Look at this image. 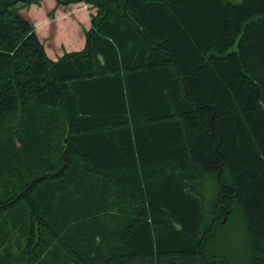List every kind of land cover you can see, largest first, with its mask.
I'll return each mask as SVG.
<instances>
[{"label":"trees","instance_id":"1","mask_svg":"<svg viewBox=\"0 0 264 264\" xmlns=\"http://www.w3.org/2000/svg\"><path fill=\"white\" fill-rule=\"evenodd\" d=\"M21 1L0 0V264H264V0H55L95 10L56 61Z\"/></svg>","mask_w":264,"mask_h":264},{"label":"rangeland","instance_id":"2","mask_svg":"<svg viewBox=\"0 0 264 264\" xmlns=\"http://www.w3.org/2000/svg\"><path fill=\"white\" fill-rule=\"evenodd\" d=\"M54 3V6L52 2ZM69 6L81 8H86L85 10H81L76 14V17L79 15L87 16L88 18V26H84L80 22L78 24H74L72 27L63 30L59 28L57 25H53L48 27V22L54 20V15L57 13L59 8L57 2L55 0H34L30 3H24L20 6H17L16 9L19 11L21 16L26 19L33 27L36 25V21L40 16H47L44 20H46L43 24L47 22V26L45 31H36V34L39 38L40 43L42 44L46 56L51 60H58L63 54L71 53V52H79L83 50L86 43V33L91 29V19L92 16L95 15V10L86 4H71ZM66 7V6H65ZM70 12V11H69ZM71 12L70 15H72ZM69 15L68 13L65 14ZM74 16V15H73ZM72 20V18H70ZM41 24V26L43 25ZM80 37L84 38V45L81 48H74L76 45V41ZM239 238V237H238ZM237 238V241H238ZM230 240V239H229ZM229 246V245H228ZM232 250V248H231ZM233 250L235 251L234 261L241 258V254L245 252L243 242L241 244H236L233 246Z\"/></svg>","mask_w":264,"mask_h":264},{"label":"crops","instance_id":"3","mask_svg":"<svg viewBox=\"0 0 264 264\" xmlns=\"http://www.w3.org/2000/svg\"><path fill=\"white\" fill-rule=\"evenodd\" d=\"M52 4L54 6L53 2H52ZM58 6H59V8L57 10V13L54 15V20L48 22V27H51L53 25H57L59 28H61L63 30H66L67 28H70L74 24L76 25L79 22L81 24H84V26H88V18H87V16L79 15L78 17H76V14L79 11H81V10H85L86 11V8L82 7V9L81 8L79 9V8L73 7V6H66V7L60 6V5H58ZM71 12H73L72 15H70ZM66 13H68L69 15L65 16ZM45 18H47V16L42 15L36 21V25L34 27L35 33H36L37 30L38 31H45L46 27H43L44 25L47 26L46 25L47 22L45 24H43L46 21V20H44ZM70 18H72V20ZM41 24H43V25L41 26ZM83 45H84V38L80 37L78 39V41H76V45L73 46V47L76 48V46H77V48H80V47L82 48Z\"/></svg>","mask_w":264,"mask_h":264},{"label":"bare ground","instance_id":"4","mask_svg":"<svg viewBox=\"0 0 264 264\" xmlns=\"http://www.w3.org/2000/svg\"><path fill=\"white\" fill-rule=\"evenodd\" d=\"M22 4H24L23 1L18 2V3L15 5V7L20 6V5H22ZM17 12L19 13L18 10H17ZM19 14H20V13H19ZM97 31H98V32L95 34L96 40H97V38H100V39H101V37H102V32L99 31V30H97ZM211 129H212V125H211ZM200 210H201V211H200V214H201V216H203V213L206 212V207H205V208H202V207H201ZM226 213H229V210H227ZM225 222H226V217H223V219H222V221H221L220 223H221V224H224ZM215 229H216V228H215ZM214 231H215V230H214V228H213V232H214ZM94 237H96V236H94ZM48 252H50V251H49L48 248H46V249L41 253V256L44 257V255H46ZM54 255H55V254H54ZM54 255H53V257H55ZM55 260H56V258H53V259H52V257H48V258H46V259L44 260V262H45V264H52V263H54Z\"/></svg>","mask_w":264,"mask_h":264}]
</instances>
